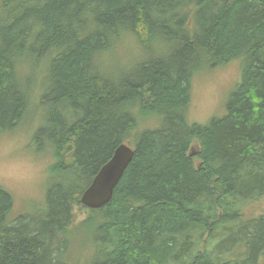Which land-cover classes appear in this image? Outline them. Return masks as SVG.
<instances>
[{
  "label": "trees",
  "instance_id": "1",
  "mask_svg": "<svg viewBox=\"0 0 264 264\" xmlns=\"http://www.w3.org/2000/svg\"><path fill=\"white\" fill-rule=\"evenodd\" d=\"M234 60L223 113L191 122L193 76ZM35 107L45 199L13 216L0 183V264H264V0H0V136ZM120 143L111 199L83 206Z\"/></svg>",
  "mask_w": 264,
  "mask_h": 264
},
{
  "label": "rangeland",
  "instance_id": "2",
  "mask_svg": "<svg viewBox=\"0 0 264 264\" xmlns=\"http://www.w3.org/2000/svg\"><path fill=\"white\" fill-rule=\"evenodd\" d=\"M128 42V41H127ZM116 46L102 65L111 69L124 67L123 55L127 48L135 52L134 42L130 40ZM131 51V53H132ZM101 63V60H100ZM240 64L234 60L211 71L195 74L190 84V104L188 119L191 122L206 123L211 116L221 115L224 102L240 80ZM30 111L35 106L36 92H31ZM35 107L31 115L25 117L18 127L0 136V183L14 197L12 215L26 212L32 204H41L45 199L47 166L52 162V155L47 148L35 149L31 135L37 127ZM198 149L196 141L190 146V153ZM195 163H198L195 161ZM81 218L84 212L79 211Z\"/></svg>",
  "mask_w": 264,
  "mask_h": 264
},
{
  "label": "water",
  "instance_id": "3",
  "mask_svg": "<svg viewBox=\"0 0 264 264\" xmlns=\"http://www.w3.org/2000/svg\"><path fill=\"white\" fill-rule=\"evenodd\" d=\"M134 150L125 143H120L111 157L99 168L89 185L82 192L80 202L89 209L104 206L113 194L124 170L132 159Z\"/></svg>",
  "mask_w": 264,
  "mask_h": 264
}]
</instances>
